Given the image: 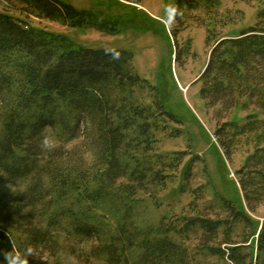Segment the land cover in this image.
<instances>
[{"label":"trees","instance_id":"1","mask_svg":"<svg viewBox=\"0 0 264 264\" xmlns=\"http://www.w3.org/2000/svg\"><path fill=\"white\" fill-rule=\"evenodd\" d=\"M3 1L25 17L105 29L101 24L106 21L91 11L61 0ZM217 5L218 0L171 2L179 12L177 24L188 17V11L210 15ZM257 15L254 25L235 35L218 34L213 26L207 30L209 55L195 80L201 82L199 96L204 104L216 107V117L234 109H257L242 123L226 119L215 131L226 151L244 136L245 143H264V9ZM178 30L172 28L171 34ZM176 54L175 50L174 60ZM132 59L126 49L78 46L65 35L33 27L0 10V251H31L28 264H45V255L56 257L61 252L60 236L66 233L82 242L92 239L91 255L106 264L145 260L136 250L142 245V232L133 222L134 205L114 187L127 167L120 152L125 140L122 127L139 120L143 145L151 146V128L160 121L166 126L167 121L181 119L158 96L153 95L149 105L137 104L135 90L153 86L133 69ZM123 103L131 116L120 113ZM48 130L60 142L80 130L93 137L99 144L102 169L66 166L62 148L45 144ZM255 151L253 158L264 162V149ZM184 154H158L156 159L167 170H176ZM197 160L199 156L193 155L185 165L183 182L190 181ZM254 172L264 180L263 166ZM221 199L225 216L163 217L158 233L174 232L183 239L197 235L199 252L231 264H264V221L255 223L234 201ZM112 213L119 215L114 226L106 222Z\"/></svg>","mask_w":264,"mask_h":264},{"label":"rangeland","instance_id":"2","mask_svg":"<svg viewBox=\"0 0 264 264\" xmlns=\"http://www.w3.org/2000/svg\"><path fill=\"white\" fill-rule=\"evenodd\" d=\"M61 1L79 10L91 11L97 19L106 21L101 24L105 29L71 27L34 16L25 17L3 0H0V10H7L33 27L65 35L78 46L131 51L133 69L153 86L151 90H135L133 97L137 104L149 105L152 96H158L164 107L181 119L180 123L167 121L166 126L160 121L157 127L151 128V146L143 145L139 120L134 119L125 129L122 127L125 140L121 142L120 152L127 167L114 187L124 191L134 205L133 222L142 232V245L136 250L145 256L137 264H191L193 261L231 264L199 252L197 235L190 234L183 239L170 232L165 236L158 233L157 227L160 219L175 215L197 213L207 218L223 217L221 197L234 201L255 223L264 221V180L258 179L254 172L264 167V162L253 158L256 148L264 149V143L258 146L254 142L245 143L244 136L238 145L226 151L214 134L226 119L242 123L246 115L257 109H234L216 117V107L206 106L199 96L201 82H195L209 55L207 30L213 26L221 35L238 34L258 21L257 14L264 9V0H218L212 14L191 10L180 24L172 25L167 24L165 11L172 0ZM172 28L179 29L176 35L171 34ZM122 105L120 113L131 116L127 104ZM50 134L48 130L45 144L62 148L67 154L63 159L66 166L90 168L93 172L102 169L98 167L99 144L93 137H86L80 130L75 137L60 142ZM173 152H184V158L176 170H167L156 155ZM193 155H198L199 160L193 162L190 181L183 182L184 167ZM96 211L101 213L100 209ZM118 217L112 213L106 222L114 226ZM60 238L61 252L56 257L45 255L43 263L106 264L91 255L92 239L82 242L66 233Z\"/></svg>","mask_w":264,"mask_h":264},{"label":"clouds","instance_id":"3","mask_svg":"<svg viewBox=\"0 0 264 264\" xmlns=\"http://www.w3.org/2000/svg\"><path fill=\"white\" fill-rule=\"evenodd\" d=\"M165 11L167 24L172 25L177 15H179L177 7L170 6ZM29 256H31V251H28L26 254L20 251H0V264H28Z\"/></svg>","mask_w":264,"mask_h":264}]
</instances>
